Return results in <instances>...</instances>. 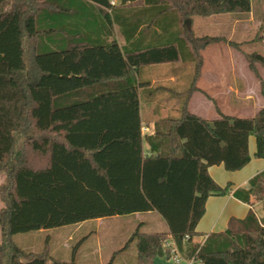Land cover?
Masks as SVG:
<instances>
[{"label": "trees", "instance_id": "trees-1", "mask_svg": "<svg viewBox=\"0 0 264 264\" xmlns=\"http://www.w3.org/2000/svg\"><path fill=\"white\" fill-rule=\"evenodd\" d=\"M250 7L251 0H0V264H77L73 256L51 257L47 239L31 251L13 236L147 211L167 230L132 232L126 243L136 245V264L168 258L165 241L200 264H264V214L250 208L222 231L196 229L206 199L231 185H218L207 168L241 169L250 161V135L253 157L264 158V104L253 116L211 119L186 108L200 50L225 40L196 36L191 18ZM180 46L193 74L179 114L155 121L143 137L135 73L179 60ZM244 57L258 75L254 65H264V56ZM232 192L242 203L262 200L264 176ZM196 235L202 242L192 241Z\"/></svg>", "mask_w": 264, "mask_h": 264}, {"label": "crops", "instance_id": "crops-1", "mask_svg": "<svg viewBox=\"0 0 264 264\" xmlns=\"http://www.w3.org/2000/svg\"><path fill=\"white\" fill-rule=\"evenodd\" d=\"M112 1L115 4L118 2V0ZM263 1L251 0L250 10L245 12L246 17L242 15L228 21L215 17L213 20L215 26L222 27L223 24L224 27L227 26V32L222 35H212L223 36L225 40L206 45L204 49L200 50L201 67L196 79L197 89L192 91L186 105L190 113H195L204 119H211L219 117L220 114H228L224 111L226 108L232 110L245 106L246 110L250 111V116H253L256 110L264 104V84H261V81L264 82V67L257 65L258 75L254 74L246 62L241 44L239 43V48L229 44V42H240L232 39L237 34L238 29L245 32L249 23L257 21L258 10H263ZM194 19L195 16L190 20L192 32L196 36L210 35L208 33L196 34ZM162 27L165 28V26ZM154 29V31L150 30L154 35V32L160 31V27ZM198 29L201 30V28ZM112 35L115 36L119 46L122 47L125 44L124 38L116 26L113 28ZM245 41L241 40V43ZM180 48H182V56L179 60L143 65L135 73L141 119L140 130L143 137L145 134L154 132L153 124L155 121L164 117H176L179 114L183 92L189 88L193 74L192 71L191 76L188 75L192 68L190 53L184 47L180 46ZM253 52L263 55L258 51ZM247 143L250 161L241 169L229 171L225 170L221 164L210 165L207 168L208 175L212 176L218 185L224 186L227 182H230L231 185L227 194H212L206 199L205 212L196 224L198 231L205 234L212 231H222L226 228L230 216L242 218L250 208L255 211L257 217L264 214V204L261 205L252 197L250 204L242 203L234 197L232 192L236 188L246 187L248 181L256 174L261 173L264 176V158L253 157L255 143L252 135L248 137ZM142 146L144 153H148L149 146L144 138ZM153 212L155 211L140 213ZM102 218L99 217L95 221L99 223ZM84 222L74 225L79 227ZM166 230L167 226L164 231ZM198 238L202 242V235H196L192 241L196 242ZM22 247L28 249L27 246L22 245Z\"/></svg>", "mask_w": 264, "mask_h": 264}, {"label": "rangeland", "instance_id": "rangeland-1", "mask_svg": "<svg viewBox=\"0 0 264 264\" xmlns=\"http://www.w3.org/2000/svg\"><path fill=\"white\" fill-rule=\"evenodd\" d=\"M257 21L249 23V27L245 32L238 29L237 34L232 38L233 41H240L241 47L245 52L250 53L258 51L264 55V1L263 10H258ZM245 15V12L237 13H221L205 16H195L194 31L198 35H222L227 32V26H215L213 20L215 17L219 19L232 20L234 17ZM200 20V22H198ZM202 20V21H201ZM198 28H201L199 30ZM224 38V37H223ZM225 39V38H224ZM241 40H246L241 43ZM239 48V47H238ZM243 53V54H244ZM257 65L263 66L261 63ZM193 64L188 74L191 76ZM189 82V81H188ZM230 115L250 116L245 106L240 109L224 110ZM3 178L0 174V181ZM254 199V197H252ZM264 204V198L258 201ZM0 207L2 202L0 199ZM140 228L144 233L152 231H164L165 222L158 213H140L131 215H115L113 217H103L97 223L95 220H87L83 225L75 227L74 224H67L61 227H51V229H43L41 231L19 233L13 236V241L18 246H27L29 250L37 251L43 248L44 241L47 239L50 256L59 261H68L74 258L77 264H135L136 263V245L134 241L127 244V240L132 232ZM201 242L200 238L197 239ZM153 264H176L173 259L166 256H156ZM180 264H187V259L183 258ZM194 264H200L195 261Z\"/></svg>", "mask_w": 264, "mask_h": 264}, {"label": "built area", "instance_id": "built-area-1", "mask_svg": "<svg viewBox=\"0 0 264 264\" xmlns=\"http://www.w3.org/2000/svg\"><path fill=\"white\" fill-rule=\"evenodd\" d=\"M111 3H113L112 0H110ZM186 238V236H185ZM165 246H167L169 248V256L168 258L170 259H173V261L176 263V264H180L181 261L183 260V258H186L184 257L177 249V247L175 246L174 242L172 241H165ZM187 259V264H194L195 263V260H194V257H191V258H186Z\"/></svg>", "mask_w": 264, "mask_h": 264}]
</instances>
